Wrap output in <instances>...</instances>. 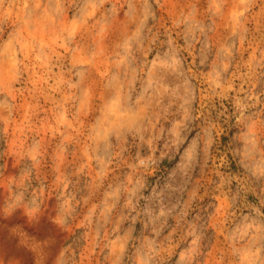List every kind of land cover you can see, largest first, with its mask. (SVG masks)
I'll return each mask as SVG.
<instances>
[{
	"label": "rangeland",
	"instance_id": "rangeland-1",
	"mask_svg": "<svg viewBox=\"0 0 264 264\" xmlns=\"http://www.w3.org/2000/svg\"><path fill=\"white\" fill-rule=\"evenodd\" d=\"M0 264H264V0H0Z\"/></svg>",
	"mask_w": 264,
	"mask_h": 264
}]
</instances>
